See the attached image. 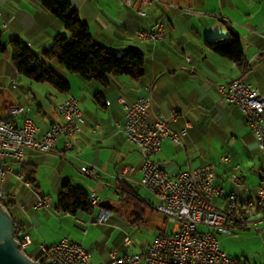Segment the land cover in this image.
<instances>
[{"label":"crops","instance_id":"crops-1","mask_svg":"<svg viewBox=\"0 0 264 264\" xmlns=\"http://www.w3.org/2000/svg\"><path fill=\"white\" fill-rule=\"evenodd\" d=\"M60 1L70 2L78 10L81 20L88 25L90 33L99 44L122 52L129 49H136L142 52L146 61L145 77L141 80H134L128 76L123 77L124 75L122 77L111 75L110 83L107 86L90 81L86 84L84 83L85 86H83L80 96L75 95L72 91L66 94L62 93L63 95L49 92L51 94L48 97L53 103L54 109L48 112L42 103L37 107L36 111L32 109L31 100L27 98V90L19 85L20 80L17 72H14L8 83L14 92L13 94H8L4 103H0V121L8 119L11 107L27 106L30 103L31 111L29 116L38 125L40 129L39 135H42L53 122H64L63 118L58 114V104L72 95L78 97L80 100L79 108L83 116L88 120L89 125L84 127L85 133L74 136V149L71 156L80 165V170L84 165H95L97 167V178L93 179L96 182L113 181L120 195L122 194V190L119 188L122 184L121 182L139 186L145 191L142 186L143 176L140 170L142 166L141 153L122 133L126 103H132L140 97H149L151 99V120H155L157 115H161L163 119L172 124L176 132L181 133L184 128H187L183 139L189 136L195 122H199L202 116H208L212 119H226L231 126L232 134H237L239 139L246 144H256L258 150H260L255 135L249 128L241 109L235 103L222 100L219 86L245 77L249 83L258 86L264 91V0H153L149 4L143 5L146 16L138 15L135 9L121 5L120 1L118 2L119 5L114 3V0ZM180 7H192L195 10L202 11L201 22L208 26L209 29L214 27L212 33L217 35L216 39H227L233 32L242 39L244 45L249 44L253 51L250 55H247L245 51L247 69H243L227 58L231 62L224 59H213L210 61L206 41L203 42L202 36L196 29V24L198 23L194 18H191L192 14L182 12ZM187 12L189 11L187 10ZM192 12L194 11L192 10ZM160 21L164 23L165 29L163 41H141L135 35L136 31L147 29L151 24ZM221 21L228 26L226 25L227 27L223 28ZM234 26H237L241 31L235 29ZM0 28L3 30V42L6 45H9L11 39H20L36 53H42L44 50L49 49L52 46L54 37L59 33H65V29L59 20L46 10L39 0H0ZM6 36H8L7 40H5ZM222 36H226V38ZM132 41L138 43L132 45ZM147 63L148 67L146 68ZM15 78L18 79L17 89L12 87V79ZM152 80H154L155 87L150 92L148 87ZM122 100L125 102L123 103ZM167 101H171L170 106H167ZM163 110L165 113H163ZM183 110H185V114L182 112ZM51 112H54V115L49 118ZM33 115L38 120H35ZM240 118H245L246 124L242 123ZM94 123H99L101 129L94 131L92 129ZM19 124H21L20 119ZM244 126H247L250 132L244 133ZM192 137L193 135L190 136V138ZM232 138L230 145L234 147L237 144V140L234 137ZM66 140L65 137H60L56 151L51 152H56L60 155L66 152ZM128 145L130 146L127 149L134 147L140 154L137 165L127 163L129 155L125 149ZM181 146L188 149V145L184 146L183 142L176 147L172 141L165 140L155 160L165 165L166 169L171 173H179L210 163L204 162L195 167L191 160H189L188 164L187 159H183L178 164L172 148L178 150ZM35 154L45 153L29 150L26 151L22 161L7 159L3 166L11 168L12 174L10 176H16L17 178L14 183L11 182V179L6 180L4 190L8 196L9 207H14L16 203H19L22 208L21 211L24 213H18L16 217L12 215L18 234L20 239L25 236L31 238L32 245L28 251L33 249L36 257H38L40 249L39 238L38 236H32V231L37 224L35 220L31 221L27 218L25 211L30 209L32 205L38 210L48 209L50 202L48 207H36V203L41 198H48V196L41 191L36 183L37 164L25 163L27 157ZM222 158H227V161L220 164ZM212 163L219 164L218 176L228 178V183L229 175L235 170L234 166L238 165L239 168L235 171L243 178L245 185H248L243 174H240L242 166L239 162H231L229 157L224 156L218 162L213 161ZM17 164H21V166L16 168ZM182 165L185 166L183 167ZM60 180L61 182L58 183L60 189L64 181L72 182L71 179L61 178ZM19 181L22 182L21 185ZM219 184L222 185L220 182ZM11 186H18V192L14 193L13 196L10 195ZM222 187L227 193L233 190L230 183L229 192L225 186L222 185ZM150 196L147 199L140 197L139 202L137 201L138 203L135 205L132 204L133 201L128 199L130 206L100 202V209L104 205V208L114 211L113 217L105 225L111 224L110 227L112 228L114 225H121L122 221L118 219V215L127 221L130 220L129 216L131 215L132 222L138 216L142 218L148 217V208L154 209L155 204L158 203H155L156 199ZM23 200H27V202L24 203L22 202ZM54 209L56 210V205H54ZM96 209L92 213H82L90 215L92 218L91 222L94 223L98 210ZM79 214L80 212L76 215L69 214L76 217L75 221L70 217H60V220L68 225L70 224L73 229L78 228L88 235V229L84 227L85 221L83 219L85 217ZM113 220H116V222ZM134 223H137L136 220ZM68 239L82 244L89 254L91 264H97L98 258L93 261L90 256L92 246L90 248L88 245L86 246L87 238L78 234L75 236L70 234ZM148 246H141L138 251L146 249ZM98 249L100 250V248ZM112 249H118L120 255L126 252V248L123 247V241L119 246L102 252V259L105 264H108L110 260Z\"/></svg>","mask_w":264,"mask_h":264},{"label":"built area","instance_id":"built-area-1","mask_svg":"<svg viewBox=\"0 0 264 264\" xmlns=\"http://www.w3.org/2000/svg\"><path fill=\"white\" fill-rule=\"evenodd\" d=\"M119 1L121 5L135 9L138 15L146 16L143 5L153 0ZM135 35L141 41L161 42L165 35L164 23H153L147 29L136 31ZM12 84L14 89L18 88L16 79L12 80ZM154 87L152 80L149 91L152 92ZM219 90L223 101L239 106L255 135L260 151L264 152V91L249 83L245 77L222 84ZM79 103V98L73 95L60 102L57 111L64 122H53L42 135H39L38 125L29 116L30 104L11 107L8 119L0 121V204L7 210L8 196L4 185L12 174V169L5 168L4 162L7 159L22 161L29 150L42 153L54 151L60 137L67 139L65 151L73 150L74 136L85 133L84 127L89 125L79 108ZM151 105L149 97H140L132 103H126L122 133L141 153L142 186L158 202L154 209L174 224V230L160 233L152 244L138 252L129 251L134 241L126 236L123 240L126 252L120 255L118 249H112L108 264H264L230 257L221 249L215 235L198 230L199 226H208L220 233L234 234L232 227L241 226L255 227L256 230L264 232V171L253 191L235 171L239 166H234L235 170L229 175L233 190L229 193L219 184L218 163L210 162L198 168L171 173L165 165L157 162L155 157L161 151L166 138L180 145L187 128L181 133L176 132L172 124L161 115L151 120ZM92 129L98 131L101 126L94 123ZM226 161L227 158H222L220 164ZM81 171L91 178H97L95 165H84ZM211 193L229 196L231 204H237V200H245L248 207H257V214H247V221H238V214L227 213L215 200L214 203H207V196H211ZM252 195H259V202H252ZM89 199H95L93 207L100 206L96 190L90 193ZM49 202L47 197H43L36 203V207H48ZM240 213H247V210H240ZM113 215V210L103 207L94 220L100 225H105ZM19 243L21 250L26 253L32 245V240L25 236ZM39 257L41 259L38 261L34 259L38 263L44 260L48 264H91L85 247L68 238L57 244L40 245Z\"/></svg>","mask_w":264,"mask_h":264},{"label":"rangeland","instance_id":"rangeland-1","mask_svg":"<svg viewBox=\"0 0 264 264\" xmlns=\"http://www.w3.org/2000/svg\"><path fill=\"white\" fill-rule=\"evenodd\" d=\"M113 2L119 5V0H114ZM180 8L182 12L192 14L191 18H194L198 23L196 24V29L202 36L203 42L213 41L216 39L217 35H215V33H212L214 27L209 29L208 26H205L201 22L202 18L200 17H203V15H201L203 14L202 11L195 10L192 7ZM191 9L194 12H192ZM187 10L192 13L187 12ZM226 25L227 24L223 23L222 27L226 28L228 26ZM234 28L238 31H241L237 26H234ZM65 33L69 35V32L66 29ZM222 37L226 38V36ZM7 39L8 36L5 37V40ZM132 43V45H136L138 42L132 41ZM7 47L8 49L6 52H0V103H4L8 94H13L14 92L9 87L8 83L10 77L14 72H16V70L13 65L11 47L8 44ZM245 51L247 55H250L253 51V48L249 46V44H245ZM207 52L210 55V61H212L213 59H224L225 61L231 62L226 58L215 54L209 49H207ZM147 67L148 63L146 65V68ZM55 68L57 73L70 83V91H72L75 95L80 96L79 94L83 90V86H85V84L88 82L83 80L79 74L69 72L65 68L59 66V64ZM18 78L20 80L19 85L27 90V98H30L32 109L34 111H36L37 107L41 105V103L45 106V109L48 112L54 109L53 103L51 102V100H49L48 97L51 94H49V92H53L57 95H63L62 93L54 89L49 83L35 82L20 75H18ZM170 104L171 101H167V106H170ZM182 112L185 114V110H183ZM163 113H165L164 110ZM52 115H54V112H51L49 114V118ZM33 117L35 118V120H38L35 115H33ZM58 119H60V117H58ZM244 119L240 118V121L242 123H245ZM243 132L248 133L250 132V130L247 126H244ZM191 135H193L192 138H190ZM232 137L236 138L237 140V144H235L234 147L230 145V142L233 139ZM165 140L170 139L166 138ZM183 144L184 146L188 145V149L183 146H181L178 150L176 148H172L173 154L175 155V159H177L178 164H180L181 160L187 159L188 164L189 160H191L193 165L197 167L204 162H218L221 157H229L231 162L236 161L241 164L242 170L240 171V174H243L246 183L248 184L246 186L252 189L255 188L258 184L260 175L264 170V152L258 150L256 144H246L245 142H243V140L239 139V136L237 134H232L231 126L229 125V122L226 121V119L218 120L216 118L212 119L208 116H202L199 122L194 123V128L190 131L189 136L187 138L184 137ZM173 145L178 147V145L174 143ZM129 146L130 145H128L125 149L126 153L129 155V160L127 161V163L137 165L140 159V154L134 147L131 149H127ZM72 153L73 150L66 151L61 155L57 154L56 152H47L45 154H35L34 156L26 158V164H37V171L34 170L36 171V183L40 187L41 191L48 196L50 201V207L48 209L38 210L33 207L34 205H32L30 209L25 211V215L27 216V218L31 221L35 220L37 224L36 227L38 228H34V230L32 231V236H38L39 246L41 244H56L65 237L69 238L70 234H72L73 236L78 234L81 237L87 238L86 246L88 245L89 248L92 246V249L90 250V256L92 260L94 261L98 258L97 264H105V261L102 259V252L109 250L115 246H119L126 236L131 237L134 241V245L129 248V251L136 252L141 246L146 247L152 244L160 233L172 232L174 230V224L168 221L165 215L152 208H148V217H135L134 219L137 223H134L135 220L132 222L131 215L129 216L130 220L128 221L123 219L122 216L118 215V219L121 220L123 224L121 223V225L118 226L114 225L113 228L110 227L111 224L106 226L100 225L95 222L92 223V218L90 215L80 212L79 215L85 217L83 221H85L84 227L88 229V235L80 229L76 227L75 228L77 230L73 229L70 224L68 225L67 223L61 221L60 217H70L74 219V221L76 219V217L58 212L54 209V205H56L57 203V197L60 192V186H58V183L61 182V178L71 179L73 184L84 187L90 193L94 190L98 191L100 202H108L107 204L112 203L122 206L131 205L128 202L129 200L127 196L124 197L122 194L120 195L118 193V189L114 185L113 181L96 182L93 178H90L89 176L83 174L80 170V165L74 160V158H72ZM20 166L21 164H17L16 168H19ZM182 166L184 167L185 165ZM9 177L8 180L11 179V182L13 183L17 179L16 176L11 177L9 175ZM24 179H26V177H24ZM219 182L223 186H225L228 192L230 191V181L228 183V178L226 179L225 176L219 177ZM30 183L33 184L32 182ZM19 184L21 185L22 182L19 181ZM17 192L18 186H11L10 195L13 196L14 193ZM149 195L150 194L146 190H139V196L143 199H147ZM153 201L155 202V200ZM22 202L26 203L27 200H23ZM155 203H157V201ZM132 204L135 205L136 202H133ZM102 206L104 207V205ZM97 209L96 210L98 215V213L100 212V207H98ZM9 210L12 215H15V217L18 213L24 214L21 211L22 208L20 207L19 203H16L14 207H9ZM52 215L54 218L51 217ZM118 219L116 218L117 222ZM37 220H39V222H37ZM116 220L113 221L116 222ZM198 230L202 232H210L215 235L217 240L219 241L221 249L225 251L230 257L239 258L242 261L250 263H264V232L256 230L255 227L246 228L241 226H234L232 227L234 234L220 233L215 228L208 226H199ZM98 248H100V250ZM29 252L35 254V251L33 249H30Z\"/></svg>","mask_w":264,"mask_h":264},{"label":"trees","instance_id":"trees-1","mask_svg":"<svg viewBox=\"0 0 264 264\" xmlns=\"http://www.w3.org/2000/svg\"><path fill=\"white\" fill-rule=\"evenodd\" d=\"M39 1L46 10L59 20L69 35L59 33L54 37L52 46L42 53L32 51L20 39H11L9 45L17 75L35 82L49 83L60 93L70 92L71 85L57 73L55 67L58 64L69 72L79 74L86 82L95 81L103 86L110 83L111 75H124L134 80H141L145 77L146 61L142 52L136 49L122 52L99 44L90 33L88 25L81 20L78 10L70 2L60 0ZM3 35V30L0 28V52H6L8 49L3 42ZM206 47L235 62L243 69L247 67L245 45L236 33L232 32L230 37L224 40L218 38L213 41H206ZM16 80L18 84V79ZM121 183L119 188L122 190V195L128 196L130 201L138 203L141 188L128 183ZM89 197L90 193L84 187L75 185L70 181H64L58 194L56 210L73 215L79 212L92 213L95 207L89 204ZM15 228L17 238L20 240L16 223ZM26 254L37 261L39 258L41 259L29 251H26ZM40 263L48 264L44 260Z\"/></svg>","mask_w":264,"mask_h":264},{"label":"water","instance_id":"water-1","mask_svg":"<svg viewBox=\"0 0 264 264\" xmlns=\"http://www.w3.org/2000/svg\"><path fill=\"white\" fill-rule=\"evenodd\" d=\"M0 264H40L21 250L14 218L2 204H0Z\"/></svg>","mask_w":264,"mask_h":264},{"label":"bare ground","instance_id":"bare-ground-1","mask_svg":"<svg viewBox=\"0 0 264 264\" xmlns=\"http://www.w3.org/2000/svg\"><path fill=\"white\" fill-rule=\"evenodd\" d=\"M214 200L227 213L238 214V221H247V214H257V207H248L245 200H237V204H231V198L222 193H211V196H207V203H214ZM252 202H259V195H252ZM89 204L95 206V199H89ZM240 210H247V213H240Z\"/></svg>","mask_w":264,"mask_h":264}]
</instances>
